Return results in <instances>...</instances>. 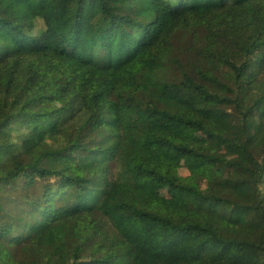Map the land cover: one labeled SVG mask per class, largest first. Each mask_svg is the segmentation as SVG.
<instances>
[{
	"label": "trees",
	"instance_id": "1",
	"mask_svg": "<svg viewBox=\"0 0 264 264\" xmlns=\"http://www.w3.org/2000/svg\"><path fill=\"white\" fill-rule=\"evenodd\" d=\"M141 110L170 132L88 149ZM61 221L60 264H264V0H0V264H56L36 234Z\"/></svg>",
	"mask_w": 264,
	"mask_h": 264
},
{
	"label": "rangeland",
	"instance_id": "2",
	"mask_svg": "<svg viewBox=\"0 0 264 264\" xmlns=\"http://www.w3.org/2000/svg\"><path fill=\"white\" fill-rule=\"evenodd\" d=\"M13 19L20 24L28 19V15L27 13L17 14L13 16ZM225 48L226 46L223 45V48L221 49L224 50ZM212 62L220 69V77L225 81H228V73L230 72V69L220 60L213 58ZM185 72L192 75L194 74L193 71L187 69ZM179 74L181 75V71H175L174 77H177ZM209 110L217 117L233 113L231 108L226 107H211ZM101 120V118H97L96 121H94V128L85 134L84 142L88 143V149L95 147L106 148L110 145H114L116 150L113 154V164H117L122 156L130 157L143 152L142 147L140 146V141L145 136L149 135L151 131L168 133L171 129V124L160 122L154 117L147 115L143 110L140 111V119L134 126H117L111 133H109V131L100 130ZM87 154L88 153H86L85 156ZM229 160L231 162H236L237 157H230ZM188 163L189 167L195 174H208L211 171L216 172L218 176L224 174V166L211 167L205 161L196 158L190 159ZM108 181H110L108 185L100 184L103 192L110 191L115 185L112 180ZM52 183L56 184L57 181L53 180ZM79 198L82 202L89 200V198H87L82 192H79ZM94 199L95 202H100L102 201V195L97 194ZM251 220L252 217L249 216L247 221L250 222ZM36 235L39 245L51 246L54 249V259L56 264H60L66 257L74 253L76 248L80 245V237L75 231L69 228L68 221H61L54 225L46 224L37 231ZM254 239L258 241L257 236H254ZM126 243L127 242L123 239L112 242L115 246H123ZM84 249L90 251V243H87Z\"/></svg>",
	"mask_w": 264,
	"mask_h": 264
}]
</instances>
